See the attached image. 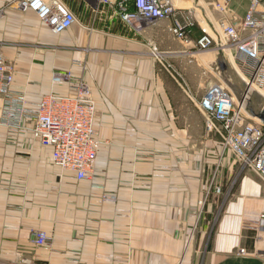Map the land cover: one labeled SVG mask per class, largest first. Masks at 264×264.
<instances>
[{"label": "crops", "instance_id": "0c3cea01", "mask_svg": "<svg viewBox=\"0 0 264 264\" xmlns=\"http://www.w3.org/2000/svg\"><path fill=\"white\" fill-rule=\"evenodd\" d=\"M12 1L0 0V7ZM65 1L78 22L62 33L8 3L0 44L14 65L13 89L31 104L70 90L52 81L55 71L72 69L89 83L102 140L97 168L87 179L61 173L51 147L30 131L0 124V264H264L259 173L249 169L229 186L212 226L205 216L211 206H198L222 153L220 176L239 173L221 135L207 130L201 107L207 88L219 80L201 92L204 76L196 71L192 77L185 66L189 57L202 59L203 69L215 63L198 49L202 32L196 36L182 12L178 20L187 25V38L172 31L173 19L137 29L115 7L96 12L87 0ZM248 4L233 0L227 12L197 4L206 26L198 25L219 40L221 24L240 22ZM86 47L87 53L75 55L74 49ZM228 49L226 60L223 51L215 55L223 73L220 63H226V74L237 54ZM181 69L193 85L179 82ZM1 102L0 95V109ZM104 191L118 200L103 202ZM37 230L51 235L47 246L34 242Z\"/></svg>", "mask_w": 264, "mask_h": 264}, {"label": "built area", "instance_id": "2783aa9c", "mask_svg": "<svg viewBox=\"0 0 264 264\" xmlns=\"http://www.w3.org/2000/svg\"><path fill=\"white\" fill-rule=\"evenodd\" d=\"M87 1L96 12L115 7L119 17L132 28L140 29L155 21L173 19L172 31L179 38H187V25L178 20L180 11L173 0ZM232 1L213 0L210 5L217 11L227 12ZM248 1L240 22L224 21L221 32L217 33L219 40L203 28L197 46L200 51L214 45L235 47L236 65L242 78L264 95V0ZM11 5L21 11L34 12L54 33H62L78 22L76 12L65 0H14ZM154 53L160 57L158 50L154 49ZM13 81L14 65L7 61L0 44V124L12 130L30 131L39 142L51 147L53 162L61 173L71 172L79 179L92 177L102 140L96 129L97 101L89 83L81 76H74L72 69L55 71L52 81L67 83L70 90L65 94H45L36 104H31L25 92L13 89ZM201 107L207 113V130L221 135L224 150L230 151L243 166L264 179V121L250 115L223 81L207 88ZM101 199L113 202L117 195L104 191ZM260 218L264 220V213ZM51 239L46 231L34 233L33 240L38 246H47Z\"/></svg>", "mask_w": 264, "mask_h": 264}, {"label": "rangeland", "instance_id": "374dc122", "mask_svg": "<svg viewBox=\"0 0 264 264\" xmlns=\"http://www.w3.org/2000/svg\"><path fill=\"white\" fill-rule=\"evenodd\" d=\"M173 1H174L175 5H176L177 9L180 12H182L181 14H183L185 16V18L192 23V27H193V31L195 32V35L197 36L198 34L203 32V30H202L203 28L200 27V25H198V23H199L198 20L201 21V26H203V25L206 26V24H205V20H204V17H203V13L199 9L202 6H198L197 4L203 5L204 8H208V4L211 3L213 0H173ZM8 3L11 4V2H8ZM8 3L5 2L4 5L2 7H0V10H2L1 11L2 15L4 14ZM209 8H210V6H209ZM209 8H208V11L210 10ZM215 12H217V10H215ZM212 35L214 36V34H212ZM58 36L59 37H63L62 34L58 35ZM230 47H233V46H231L230 44H226L224 47H219L218 45H214L212 48H210L208 50H205V51H202V52H208L206 54L207 56H209L208 59H210V60L214 59V61H215V63L211 64V65L207 63L208 67L205 65L207 68L205 67L204 69H203V67L200 66L201 62H202V59H198V58L196 59V58H193V57H191V58L189 57L187 59V61L185 63V66L189 67V69L191 70V75L193 73L192 77H196V71H198L205 78V81L204 80L202 81V86H201L202 91L201 92H204L206 87L213 81H218V80L220 81V80L223 79V82L226 84V82L224 81L226 76L234 78V81H232L230 78H228L230 83H232V82L237 83L236 81H238L239 79H243L242 76H241V71L237 67V65H235L234 61L232 63H230V66L228 67L229 71L226 74L225 73L226 70H224V73L221 71V69H220V67L218 65V59H217V57L215 58V55L219 54L216 51V50H218V51H223L224 59L226 60L227 59V55L230 52V50L228 48H230ZM74 51H76V52H74L75 55L76 56L79 55V57H80L82 55V51L87 53L88 48L86 47V49H74ZM220 55L218 56V58L221 57ZM81 60L83 62L82 63V67L84 68L86 66V61H85V59H81ZM177 71L178 72L175 73V75L179 79V82L184 83L186 86H187V83H190V85H193L192 77H191V81L188 79L187 76L185 77V75L183 74V72H184L183 69L177 70ZM260 95H261V93H260ZM252 97H253V95H252ZM263 101H264V99H263ZM0 114H1V110H0ZM194 140L195 139H193V141ZM223 154L224 153H222L221 156H219L218 159L216 160V164L214 165V167L212 169L213 172L211 171L213 174L211 175V177L209 179V182H208L207 186L205 187V189L203 191V196L199 200V203H198V206L200 208H203L204 211H207L208 210V206H211L210 214L209 213L205 214L206 217H207V215H210V217L208 216V219L210 220L209 226H212L213 217L216 216V214H217V212L219 210L218 207H219V205L222 202L221 198L224 195L223 193L226 192V190L229 188V186L231 184H233V182L238 177H240V179H241L242 176H244V173L248 172V170L250 169V168H247V167L243 166L242 163L239 160H237L234 156L231 155L232 157H230V158L238 166L239 173H238V175L236 173H234V175L228 177V180H227L226 179V177H227L226 173L223 174L224 176L223 175L220 176L221 169L224 168L223 165H224V162L226 161L225 157H227L226 154L225 155H223ZM107 192H109V191H107ZM114 194H116V193H114ZM117 200H118V195H117V199L115 201H117ZM103 202H106V201H103ZM216 205H217V207H216ZM211 217H212V220L210 219Z\"/></svg>", "mask_w": 264, "mask_h": 264}, {"label": "water", "instance_id": "95a60500", "mask_svg": "<svg viewBox=\"0 0 264 264\" xmlns=\"http://www.w3.org/2000/svg\"><path fill=\"white\" fill-rule=\"evenodd\" d=\"M222 69L225 70L226 63L221 62ZM226 84L232 89L234 92L239 104H242L243 108L252 116L259 117L262 121H264V96L260 95V93L255 92L254 96L248 98L246 100L248 89V84L243 79H239L236 81L237 83H230L228 78L224 79Z\"/></svg>", "mask_w": 264, "mask_h": 264}, {"label": "bare ground", "instance_id": "6f19581e", "mask_svg": "<svg viewBox=\"0 0 264 264\" xmlns=\"http://www.w3.org/2000/svg\"><path fill=\"white\" fill-rule=\"evenodd\" d=\"M229 82H230V81H229ZM247 92H248V93H247ZM255 92H257V93H261V92L257 91V89L255 88V86L248 85V89H247L246 92H245V93H247L246 100L248 101V98H251L252 95L254 96V93H255ZM261 95L264 96L263 93H261Z\"/></svg>", "mask_w": 264, "mask_h": 264}]
</instances>
